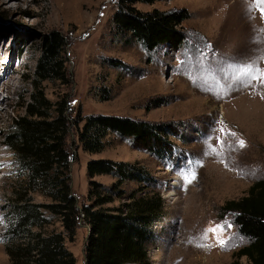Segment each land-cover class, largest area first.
Returning <instances> with one entry per match:
<instances>
[{"label": "rangeland", "instance_id": "obj_1", "mask_svg": "<svg viewBox=\"0 0 264 264\" xmlns=\"http://www.w3.org/2000/svg\"><path fill=\"white\" fill-rule=\"evenodd\" d=\"M251 2L135 4L141 12L184 10L188 14L181 24L184 44L174 50L159 47L148 54L137 43L116 42L112 16L118 0H104L91 11L69 9L66 17L51 0H0V264H11L1 235L19 196L41 206L48 222L40 230L33 229L34 233L62 231L57 215L45 209L51 200L24 190L25 173L6 144L13 120L25 114L36 93L51 104L65 103L68 174L79 214L91 203L87 199L89 161L138 162L154 177V191L166 206L165 217L156 225L157 239L149 247L150 264H231L234 254L249 241L222 207L264 180V83L236 71L250 64L264 69V32L260 31L264 20L258 11L249 10ZM51 33L65 40L67 84L39 82L34 75L42 40ZM105 59L121 61L131 70L113 69ZM103 91L110 92L109 100H100ZM55 108L46 111L49 121L55 118ZM90 115L171 123L181 139L170 137L175 144L173 157L163 160L113 135L105 139L101 152L87 154L78 132L83 118ZM93 181L109 187L114 179L97 175ZM137 188L133 182L122 186L127 194ZM118 205L115 201L109 206ZM209 228L218 230L204 238ZM88 234L89 226L80 214L73 239L65 240L76 264H85ZM239 262L246 264L247 259Z\"/></svg>", "mask_w": 264, "mask_h": 264}, {"label": "trees", "instance_id": "obj_2", "mask_svg": "<svg viewBox=\"0 0 264 264\" xmlns=\"http://www.w3.org/2000/svg\"><path fill=\"white\" fill-rule=\"evenodd\" d=\"M158 1L170 0H118L112 16L116 42L125 46L137 43L148 54L159 47L174 50L183 45L186 37L181 24L188 19L186 11L141 12L135 8L137 3L150 5ZM64 47L65 40L57 33L43 38L34 70L39 82L68 83L62 56ZM104 62L123 72L131 70L116 59ZM103 92L100 100H109L110 92ZM31 100L25 114L13 120L6 144L14 151L25 173L24 190L51 200L45 209L57 215L62 231L34 233L33 229L40 230L48 222L40 212L41 206L19 196L8 213L11 218L8 227L1 235L11 264H76L65 240L73 239L80 214L89 226L85 264H150L148 252L157 239L156 225L166 215L165 201L154 191L157 185L154 177L138 162L91 160L86 165L87 199L91 203L82 207L79 214L68 174L65 103L51 104L42 93L33 94ZM52 107H56L55 118L49 121L46 111ZM82 121L78 141L87 154L101 152L105 139L113 135L163 160L173 157L175 144L170 137L181 139L171 123L112 115H90ZM97 175L111 176L114 182L107 187L93 181ZM127 182L135 183L138 188L127 194L122 189ZM115 201L119 202L118 206H109ZM222 212L233 216L238 233L249 241L234 254L231 264H241L239 260L243 257L247 259L246 264H264V180L254 182L246 196L226 201Z\"/></svg>", "mask_w": 264, "mask_h": 264}, {"label": "snow or ice", "instance_id": "obj_3", "mask_svg": "<svg viewBox=\"0 0 264 264\" xmlns=\"http://www.w3.org/2000/svg\"><path fill=\"white\" fill-rule=\"evenodd\" d=\"M249 10L258 11L261 19L264 20V0H252ZM260 31L264 32V29H261ZM236 71L240 72L244 76H250L252 79H259L262 83H264V69L256 67L254 64L240 66L236 69ZM240 146L244 147L243 141H240ZM217 230V228L206 229L204 238H206L208 232L215 233ZM221 243L223 242L221 241Z\"/></svg>", "mask_w": 264, "mask_h": 264}, {"label": "bare ground", "instance_id": "obj_4", "mask_svg": "<svg viewBox=\"0 0 264 264\" xmlns=\"http://www.w3.org/2000/svg\"><path fill=\"white\" fill-rule=\"evenodd\" d=\"M103 1L104 0H51V2L55 4L61 11L59 14H61L62 17H66L64 12L69 9L81 10L86 8L91 11L96 9ZM84 26L87 27V25L80 24V28Z\"/></svg>", "mask_w": 264, "mask_h": 264}]
</instances>
